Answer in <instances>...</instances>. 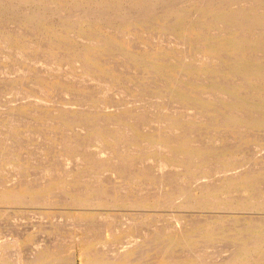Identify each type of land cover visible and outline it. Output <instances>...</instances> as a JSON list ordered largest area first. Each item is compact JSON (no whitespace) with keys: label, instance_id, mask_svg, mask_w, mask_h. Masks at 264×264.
Returning a JSON list of instances; mask_svg holds the SVG:
<instances>
[{"label":"rangeland","instance_id":"obj_1","mask_svg":"<svg viewBox=\"0 0 264 264\" xmlns=\"http://www.w3.org/2000/svg\"><path fill=\"white\" fill-rule=\"evenodd\" d=\"M137 1L0 0V251L264 264V0Z\"/></svg>","mask_w":264,"mask_h":264},{"label":"bare ground","instance_id":"obj_2","mask_svg":"<svg viewBox=\"0 0 264 264\" xmlns=\"http://www.w3.org/2000/svg\"><path fill=\"white\" fill-rule=\"evenodd\" d=\"M4 1V0H3ZM8 0H6V2H7ZM33 1V0H32ZM80 1V0H79ZM97 1V0H96ZM106 1V0H105ZM125 1V0H124ZM127 1V0H126ZM130 1V0H129ZM135 2H134V4L136 5V4H138V3H140L139 1H137V0H134ZM154 1V0H153ZM163 1V0H162ZM170 2H171V0H169ZM197 1V0H196ZM206 1V0H205ZM209 1V0H208ZM238 1V0H237ZM15 2V1H14ZM13 2V3H14ZM17 2V1H16ZM20 2V1H19ZM45 2V1H44ZM92 2V1H91ZM157 2V1H156ZM167 2V1H166ZM172 2H174V1H172ZM191 2V1H190ZM201 2V1H200ZM252 2V1H251ZM11 3V2H10ZM12 3V4H13ZM27 3H29L30 4V2H27ZM48 3V2H47ZM50 4H51V2H49ZM48 3V4H49ZM55 3V2H54ZM83 3V2H82ZM124 3V2H123ZM132 3V2H131ZM159 3H160V1H159ZM162 4L163 3H165L164 1L163 2H161ZM169 3V2H168ZM193 4H194V2H192ZM196 3V2H195ZM197 3L199 4V2L197 1ZM196 3V5H194V6H197L196 8L199 10L198 11V13L201 15V22H202V24H205V23H207L208 22V20H209V16H212V15H209L208 14V12H210L211 10H215V7H213V4L211 3H208L206 6H204V2L202 3L203 5L201 6V5H198ZM200 3V4H201ZM228 3H230V2H228ZM17 4V3H16ZM22 4H23V2H22ZM47 4V6L49 7V5ZM59 4V3H58ZM89 4V3H88ZM172 4H174V3H172ZM231 4V3H230ZM240 4V3H239ZM259 4V3H258ZM6 5V4H5ZM79 5H80V3H79ZM123 5V4H122ZM127 5H129V4H127L126 3V6ZM135 5H133V6H135ZM148 5H150V4H148ZM177 5V4H176ZM182 5V4H181ZM223 5H225L224 3H223ZM235 5V4H234ZM245 5V4H244ZM243 5V6H244ZM250 5V4H249ZM252 5V4H251ZM254 5H256V3L254 4ZM260 5V4H259ZM10 6V5H9ZM54 6V5H53ZM84 6V5H83ZM90 6H92V5H90ZM103 6V5H102ZM108 6V5H107ZM124 7H126L125 6V4L123 5ZM159 6V5H158ZM220 6V5H219ZM219 6H217V8L219 7ZM231 6V8H232V5H230ZM33 7V6H32ZM47 7V8H48ZM67 7V6H66ZM87 7V6H86ZM111 7V6H110ZM114 7V6H113ZM141 7V6H140ZM155 7V6H154ZM160 7V6H159ZM228 7V6H227ZM252 7V6H251ZM65 8V7H64ZM90 8V7H89ZM95 8H98V6L97 7H95ZM105 8V7H104ZM107 8V7H106ZM115 8V7H114ZM117 8V7H116ZM127 8V7H126ZM133 8V7H132ZM167 8V7H166ZM229 8V7H228ZM254 8H256L255 6H254ZM257 8H258V6H257ZM70 9H72V7L70 8ZM86 9V8H85ZM84 9V10H85ZM103 9V8H102ZM122 9V8H121ZM145 9V8H144ZM149 9V8H148ZM151 9V8H150ZM174 8H171L170 10H173ZM230 9V8H229ZM20 10V9H19ZM24 10V9H23ZM47 10V9H46ZM56 10V9H55ZM74 10V9H73ZM72 10V11H73ZM78 10V9H77ZM83 10V9H82ZM82 10H81V12H82ZM95 10V9H94ZM108 10V9H107ZM123 10V9H122ZM134 10V9H133ZM146 10V9H145ZM178 10H180V8H178ZM177 10V12H179ZM192 10V9H191ZM240 10V9H239ZM4 11H6V9L4 10ZM9 11H10V9H9ZM17 11V10H16ZM111 11V10H110ZM113 11V10H112ZM124 11V10H123ZM150 11H152V10H150ZM236 11V10H235ZM256 11V10H255ZM61 12H62V10H61ZM64 12V11H63ZM66 12V11H65ZM79 12H80V10H79ZM98 11H96V13H97ZM104 12H106V11H104ZM133 12V11H132ZM136 12V11H135ZM148 13V11H145V13ZM173 12V11H172ZM245 12V11H244ZM247 12H248V10H247ZM249 12H251V11H249ZM5 13V12H4ZM32 13V12H31ZM111 13V12H110ZM113 13V12H112ZM111 13V14H112ZM122 13V12H121ZM141 13V12H140ZM143 13V12H142ZM259 13V12H258ZM48 14V13H47ZM50 14V13H49ZM63 14H65V13H63ZM74 14V13H73ZM76 14V13H75ZM99 14V13H98ZM114 14V13H113ZM135 14V13H134ZM5 15V14H4ZM89 15H91V14H89ZM97 15V14H96ZM106 15V14H105ZM107 15H108V11H107ZM120 15V14H119ZM127 15H130V14H127ZM258 15V14H257ZM50 16V15H49ZM59 16V15H58ZM67 16V15H66ZM76 16V15H75ZM85 16V15H84ZM109 16H111V15H109ZM115 16V15H114ZM130 16H132V15H130ZM192 16H193V14H192ZM2 17V16H1ZM45 17V16H44ZM68 17V16H67ZM71 17V16H70ZM86 17V16H85ZM88 17V16H87ZM94 17V16H93ZM92 17V18H93ZM103 17V16H102ZM101 17V18H102ZM113 17V16H112ZM116 18H118L117 16H115ZM134 17V16H133ZM132 17V18H133ZM137 17V16H136ZM139 17V16H138ZM46 18V17H45ZM91 18V19H92ZM104 18V17H103ZM108 18V17H107ZM131 18V19H132ZM193 18V17H192ZM42 19V18H41ZM72 19V18H71ZM96 19H99V18H96ZM95 19V20H96ZM172 19V18H171ZM239 19V18H238ZM254 19L256 20V21H262L263 19H264V17H263V15L261 14V15H259V16H255L254 17ZM17 20V19H16ZM35 20V19H34ZM105 20H106V18H105ZM104 20V21H105ZM26 21V20H25ZM60 21V20H59ZM73 21V20H72ZM75 21V20H74ZM100 21V20H99ZM137 21V20H136ZM160 21V20H159ZM171 21V20H170ZM244 21V20H243ZM5 22V21H4ZM106 22V21H105ZM138 22V21H137ZM144 22V21H143ZM154 22V21H153ZM80 23H82L81 21H80ZM155 23H157V22H155ZM219 23V22H218ZM217 23V24H218ZM76 24V23H75ZM90 24V23H89ZM102 24H104L103 22H102ZM136 24V23H135ZM152 24V23H151ZM216 24V23H215ZM252 24V23H251ZM162 25V24H161ZM32 26V25H31ZM88 26V25H87ZM250 26V25H249ZM2 27V26H1ZM0 27V28H1ZM45 27V26H44ZM104 27V26H103ZM133 27V26H132ZM165 27V26H164ZM6 28V27H5ZM75 28V27H74ZM89 28V27H88ZM258 28V27H257ZM83 29H85V28H83ZM164 30H165V28H163ZM169 29V28H168ZM256 29V28H255ZM48 30L49 31H51V33H53V34H57L58 35V33H59V31H58V29H56L55 27H48ZM215 30V29H214ZM263 30V29H262ZM36 31V30H35ZM105 31V30H104ZM103 31V32H104ZM3 32V31H2ZM5 32V31H4ZM15 32V31H14ZM45 32V31H44ZM70 32V31H69ZM109 32V31H108ZM221 32V31H220ZM36 33V32H35ZM182 33L185 35V34H190L189 33V31H188V28L187 29H183L182 30ZM219 33V32H218ZM40 34V33H39ZM174 34V33H173ZM239 34V33H238ZM264 34V33H263ZM14 35V34H13ZM99 35V34H98ZM257 35V34H256ZM40 36V35H39ZM52 36V35H51ZM252 36H254V35H251V37ZM106 37V36H105ZM260 37V36H259ZM262 37V36H261ZM46 38V37H45ZM52 38V37H51ZM109 38V37H108ZM56 39H58V37L57 38H55V40ZM113 39V38H112ZM48 40V39H47ZM54 40V39H53ZM18 41V40H17ZM57 41V40H56ZM129 41V40H128ZM57 43V42H56ZM67 43V42H66ZM114 43V42H113ZM28 44V43H27ZM26 44V45H27ZM116 44V43H115ZM240 44L241 43H236V42H232V43H230V45L228 46V48H231V49H234V48H237V47H239L240 46ZM118 45V44H117ZM132 45V44H131ZM135 45V44H134ZM62 46V45H61ZM60 46V47H61ZM133 46V45H132ZM137 46V45H136ZM227 46V45H226ZM251 46H252V44H251ZM65 47V46H64ZM225 47V44L223 45V44H221L220 46H219V48H224ZM26 48H28V47H26ZM257 48V47H256ZM127 49H129V48H127ZM247 49V48H246ZM87 50V49H86ZM131 50V49H130ZM61 51V50H60ZM134 51V50H133ZM245 51H247V50H245ZM74 52V51H73ZM95 52H98V50H96ZM136 52V51H135ZM258 53V52H257ZM60 54V53H59ZM66 54V53H65ZM51 55V54H50ZM64 55V54H63ZM258 55V54H257ZM60 56V55H59ZM53 58V57H52ZM160 58V57H159ZM241 59V57L238 59V58H236V60H235V62L233 63V65H234V69H236V71H240V72H245V70H244V68H243V64H244V61L243 60H240ZM22 60V59H21ZM242 61V62H241ZM260 61V60H259ZM150 64V63H149ZM233 65L231 66L232 68H233ZM260 66H263L262 64H260V63H258V65H257V67H256V65H255V68H254V70L255 69H258V70H260ZM153 68V67H152ZM156 69V68H155ZM157 70V69H156ZM244 70V71H243ZM112 74V73H111ZM175 76V75H174ZM237 77V76H236ZM240 77V76H239ZM170 79V78H169ZM56 82V81H55ZM261 82V81H260ZM173 83V82H172ZM245 85V84H244ZM80 86V85H79ZM253 86V85H252ZM195 92V91H194ZM200 93V92H199ZM81 94H83V93H81ZM206 95V94H205ZM224 97V96H223ZM226 98V97H225ZM189 103V102H188ZM19 104V103H18ZM20 106V105H19ZM16 107V106H15ZM199 107V106H198ZM18 109V108H17ZM13 110V109H12ZM29 110V109H28ZM252 110V109H251ZM19 111H21V110H19ZM23 111V110H22ZM24 112V111H23ZM26 112V111H25ZM60 116V115H59ZM186 141V140H185ZM188 141V140H187ZM163 144V143H162ZM165 144V143H164ZM181 144V143H180ZM192 154V153H191ZM238 177V176H237ZM242 178V177H241ZM246 178V177H245ZM237 180H239V179H237ZM232 181V180H231ZM223 182V181H222ZM236 182V181H235ZM2 185V184H1ZM0 185V186H1ZM3 187V186H2ZM46 187H47V185H46ZM41 189H42V187H41ZM49 189V188H48ZM31 191V190H30ZM33 191V190H32ZM1 193H3V192H1ZM33 193V192H32ZM8 194V193H7ZM7 194H6V196H7ZM34 194V193H33ZM3 195H5V193L3 194ZM3 195H1V197L3 196ZM9 195V194H8ZM22 195H24V194H22ZM21 195V196H22ZM26 195V194H25ZM10 197H11V194L9 195ZM18 196H20V195H18ZM27 196V195H26ZM6 198V197H5ZM5 198L3 199V200H5ZM7 199V198H6ZM245 221H247V220H245ZM248 222V221H247ZM246 222V223H247ZM251 222V221H250ZM262 223V222H261ZM246 225V224H245ZM256 226V225H255ZM174 227V226H173ZM211 228V227H210ZM175 229V228H174ZM212 229V228H211ZM251 229V228H250ZM247 232H250V231H247ZM188 233V232H187ZM190 233V232H189ZM188 233V234H189ZM192 233V232H191ZM251 233V232H250ZM242 234H244V233H242ZM245 234H246V232H245ZM249 234V233H248ZM194 235V234H193ZM192 235V236H193ZM243 236V235H242ZM216 237V236H215ZM214 237V238H215ZM238 237H240V236H238ZM245 237V236H244ZM262 237V236H261ZM168 238V237H167ZM180 238V237H179ZM77 239V238H76ZM189 239V238H188ZM262 240V239H261ZM84 241V240H83ZM242 241V240H241ZM240 241V242H241ZM243 241H246V240H243ZM90 242V241H89ZM71 243H72V245L70 246L71 247V250L74 252L75 250V248H76V244L78 243L76 240H72L71 241ZM170 243H173V242H170ZM246 243H248L249 244V242L247 241ZM253 243V242H252ZM91 244V243H90ZM180 244V243H179ZM239 244V243H238ZM80 245V244H79ZM243 245V244H242ZM247 245V244H246ZM253 245V244H252ZM1 247H0V250L2 251V244L0 245ZM254 246V245H253ZM82 247V246H81ZM80 247V248H81ZM88 247H90L89 245H88ZM184 247V246H183ZM247 247V246H246ZM263 248H264V246H262ZM1 251H0V264H12V262H13V260L11 261V259H8V258H5V257H3V255H2V253H1ZM132 251V250H131ZM31 252H33V251H31ZM85 252V251H84ZM127 252V251H126ZM263 252V251H262ZM104 253V252H103ZM107 253V252H106ZM129 253V252H128ZM250 254H251V252H250ZM56 255H58V252L56 253L55 252V249H47V250H45V251H43V252H40L39 253V255H38V257H36V259H37V261L36 262H38V261H41L40 263L42 264V262H47V259L49 258V260L50 259H52V257H56ZM91 255V254H90ZM126 255H127V253H126ZM253 255H254V253H253ZM29 256V255H28ZM31 256H32V254H31ZM37 256V255H36ZM105 256V255H104ZM108 256V255H107ZM255 256H256V254H255ZM124 257L125 256H122V257H119V258H117V260L118 261H120V264H127L128 262L126 261V258L124 259ZM60 258V257H59ZM73 258V257H72ZM102 258H104V257H102ZM130 258V257H129ZM31 259H32V257H31ZM124 259V260H123ZM195 259V258H194ZM254 259V258H253ZM30 260V259H29ZM94 260V259H93ZM92 260V261H93ZM99 261H101L100 259H98ZM183 260V259H182ZM69 261V260H68ZM105 261V260H104ZM106 261H109V260H106ZM196 261V260H195ZM233 260H231V262H232ZM240 261V260H239ZM237 262V263H239L240 264V262ZM34 262H35V260H34ZM50 262V261H49ZM94 262V261H93ZM97 262V261H96ZM114 262V261H113ZM117 262V261H116ZM189 262V261H188ZM187 262V263H188ZM192 262V261H191ZM191 262H189V263H191ZM25 263L26 264H28V261L27 260H25ZM90 263V262H89ZM103 263V262H102ZM111 263V262H110ZM187 263H184V264H187ZM193 263V262H192ZM199 263V262H198ZM224 263H225V261H224ZM228 263V262H227ZM259 263V262H258ZM17 264H20V261L19 262H17ZM30 264V263H29ZM31 264H33V263H31ZM38 264H39V262H38ZM101 264V263H100ZM114 264V263H113ZM117 264V263H116ZM197 264V263H196ZM221 264V263H220ZM231 264V263H230ZM234 264V263H233ZM236 264V263H235ZM241 264H244L243 262L241 263Z\"/></svg>","mask_w":264,"mask_h":264},{"label":"built area","instance_id":"obj_3","mask_svg":"<svg viewBox=\"0 0 264 264\" xmlns=\"http://www.w3.org/2000/svg\"><path fill=\"white\" fill-rule=\"evenodd\" d=\"M1 247V246H0Z\"/></svg>","mask_w":264,"mask_h":264}]
</instances>
